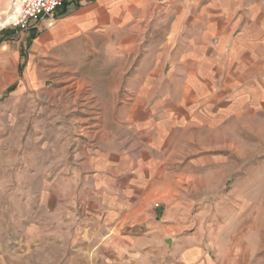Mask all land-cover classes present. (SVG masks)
I'll return each instance as SVG.
<instances>
[{
  "label": "rangeland",
  "instance_id": "1",
  "mask_svg": "<svg viewBox=\"0 0 264 264\" xmlns=\"http://www.w3.org/2000/svg\"><path fill=\"white\" fill-rule=\"evenodd\" d=\"M93 1L22 30L16 0H0V264H176L182 240L218 264H264V37L240 23L225 49L192 50L195 35L169 33L186 0L60 33ZM188 1L187 17L201 11ZM132 182L170 244L97 226L98 204L136 205L97 187Z\"/></svg>",
  "mask_w": 264,
  "mask_h": 264
},
{
  "label": "crops",
  "instance_id": "2",
  "mask_svg": "<svg viewBox=\"0 0 264 264\" xmlns=\"http://www.w3.org/2000/svg\"><path fill=\"white\" fill-rule=\"evenodd\" d=\"M227 0H203L200 2L202 8L197 14L186 16L189 1L183 2L184 11L180 17H177L173 30L169 33L175 34H192L196 37L189 40L192 43V50L202 49L205 52H210L213 49H225L226 45H229L231 36L235 33L236 28L241 23L243 26H247L250 22L256 28L254 31L256 41H259L264 37V4L260 5L259 1L263 0H235L225 4ZM257 1V2H256ZM92 4L84 9L75 8L71 10L67 16H65L62 23L66 25V30H62L60 33L65 32L66 35H77L85 31V29L96 28V24L103 23L104 26H108L111 21L116 24L132 23L135 16H140L145 11V7L142 5L141 0H95ZM193 3V2H192ZM195 4V3H194ZM241 9L240 17L236 16ZM245 9V10H244ZM124 11L123 16L121 11ZM192 11L195 10L192 8ZM205 11V12H204ZM44 20V19H43ZM235 20V21H234ZM231 22V27L224 30V27ZM43 21H32L28 29H35L42 24ZM240 24V25H241ZM179 26V27H178ZM182 26L183 28H181ZM178 28L181 29L179 32ZM248 30L243 32V35L248 34ZM240 37V36H239ZM239 41V40H238ZM235 43V40L233 41ZM247 42H251L248 41ZM198 43L201 45H198ZM215 43V44H214ZM215 45V46H214ZM206 57V56H205ZM105 176L110 179L108 173L103 172ZM128 177H124L125 179ZM122 180V179H120ZM114 182H117L115 179ZM121 182V181H120ZM136 188H133L131 192L126 191L125 188L116 187H97V193L115 194L124 199L126 195H131V200H134V207L128 206H107L104 204H98L97 206V226H113L115 228H121L123 226L138 227L142 232L137 235H108L112 238H127L130 242H133L131 238H138L139 240H145L142 244L149 245V247L156 245L157 238H161L162 242L169 239H165L163 234H159L156 228L162 230L164 226L168 227V222L164 218H160L158 221L154 220V211L151 207V201L149 193L146 189L138 183H133ZM129 189V188H127ZM133 195L135 196L133 198ZM118 229V230H119ZM186 239V238H185ZM189 239V238H188ZM179 257L176 259V264H218L210 254H208L201 244L190 241H178ZM169 246V245H168ZM205 251V252H204ZM166 253H169L167 248ZM167 264H172L169 261Z\"/></svg>",
  "mask_w": 264,
  "mask_h": 264
},
{
  "label": "built area",
  "instance_id": "3",
  "mask_svg": "<svg viewBox=\"0 0 264 264\" xmlns=\"http://www.w3.org/2000/svg\"><path fill=\"white\" fill-rule=\"evenodd\" d=\"M64 0H16L11 25L26 30L32 21L52 19Z\"/></svg>",
  "mask_w": 264,
  "mask_h": 264
}]
</instances>
